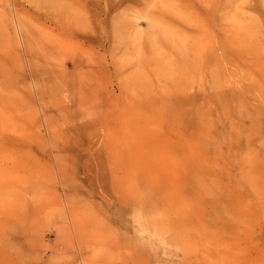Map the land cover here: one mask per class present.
<instances>
[{
    "label": "rangeland",
    "instance_id": "obj_1",
    "mask_svg": "<svg viewBox=\"0 0 264 264\" xmlns=\"http://www.w3.org/2000/svg\"><path fill=\"white\" fill-rule=\"evenodd\" d=\"M103 249L264 264V0H0V264Z\"/></svg>",
    "mask_w": 264,
    "mask_h": 264
},
{
    "label": "bare ground",
    "instance_id": "obj_2",
    "mask_svg": "<svg viewBox=\"0 0 264 264\" xmlns=\"http://www.w3.org/2000/svg\"><path fill=\"white\" fill-rule=\"evenodd\" d=\"M99 247L95 248L98 249ZM85 251V250H84ZM83 253V252H82ZM87 254L84 252V255ZM107 257V252L103 249L102 252H97L90 260L89 264H100V261Z\"/></svg>",
    "mask_w": 264,
    "mask_h": 264
}]
</instances>
